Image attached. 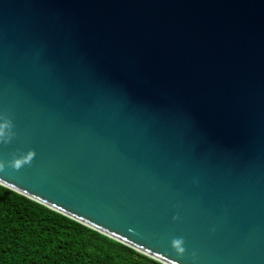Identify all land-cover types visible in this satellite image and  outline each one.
<instances>
[{
	"label": "water",
	"instance_id": "obj_1",
	"mask_svg": "<svg viewBox=\"0 0 264 264\" xmlns=\"http://www.w3.org/2000/svg\"><path fill=\"white\" fill-rule=\"evenodd\" d=\"M0 185L161 264H264V0H0Z\"/></svg>",
	"mask_w": 264,
	"mask_h": 264
},
{
	"label": "trees",
	"instance_id": "obj_2",
	"mask_svg": "<svg viewBox=\"0 0 264 264\" xmlns=\"http://www.w3.org/2000/svg\"><path fill=\"white\" fill-rule=\"evenodd\" d=\"M0 264H161L0 185Z\"/></svg>",
	"mask_w": 264,
	"mask_h": 264
}]
</instances>
